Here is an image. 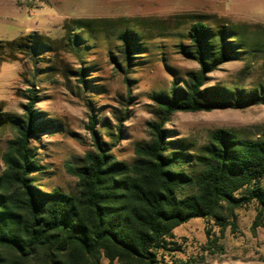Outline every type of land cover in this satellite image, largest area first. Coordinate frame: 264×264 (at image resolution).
Returning a JSON list of instances; mask_svg holds the SVG:
<instances>
[{
	"label": "rangeland",
	"instance_id": "obj_1",
	"mask_svg": "<svg viewBox=\"0 0 264 264\" xmlns=\"http://www.w3.org/2000/svg\"><path fill=\"white\" fill-rule=\"evenodd\" d=\"M211 26H237L247 44L258 52L242 53L208 74L207 85L243 87L249 92L264 85V0H0V148L16 137L9 119L23 120L28 90L38 97L34 109L47 130L31 137L44 170L35 175L45 190L75 192L77 178L69 167H80L94 150L89 116L106 148L120 161L131 163L139 143L151 138L149 122L156 119L154 96L183 85L198 64L180 53L190 18ZM95 21L74 30L73 21ZM122 20H137L138 40L148 50H134L129 63L122 52L118 29ZM120 30V29H119ZM85 32V33H84ZM87 32V33H86ZM79 36L84 48L73 49ZM36 36L44 43L37 52L16 49L20 39ZM88 79L86 87L78 71ZM120 126L121 134H119ZM166 128L174 139L199 149L217 129H230L244 139L264 134V104L209 112H179ZM4 170L0 159V174ZM237 228L220 237L211 220L192 219L173 231L164 259L192 264H264V216L255 231V202L236 209ZM103 264H109L103 260ZM117 264V263H114Z\"/></svg>",
	"mask_w": 264,
	"mask_h": 264
},
{
	"label": "trees",
	"instance_id": "obj_2",
	"mask_svg": "<svg viewBox=\"0 0 264 264\" xmlns=\"http://www.w3.org/2000/svg\"><path fill=\"white\" fill-rule=\"evenodd\" d=\"M186 45L180 53L195 61L199 70L189 74L183 85L173 84L168 92L154 96L156 119L149 122L150 140L139 143L135 159L118 160L101 141L97 121L89 116L88 130L94 150L88 151L80 167H69L77 178L75 192L60 188L45 190L35 175L44 165L36 157L31 137L50 127L39 121L34 109L35 89H29L24 119L16 124V137L2 153L0 174V264H192L165 261L173 231L192 219L211 220L220 237L207 232L208 244L217 242L228 227L237 228L235 211L255 202L264 216V134L241 138L230 129H217L199 149L170 139L166 128L179 112H209L264 104V85L245 91L207 85V76L242 53L258 52L246 43L235 26H211L188 17ZM137 20H122L117 28L127 63L130 54L145 43L137 42ZM95 21H73L74 30L91 28ZM85 33V32H84ZM87 33V32H86ZM79 36L69 39L73 49L84 48ZM23 53L44 47L36 36L15 43ZM78 71L86 87L88 79ZM4 119L0 115V125ZM121 134L120 126H118Z\"/></svg>",
	"mask_w": 264,
	"mask_h": 264
}]
</instances>
